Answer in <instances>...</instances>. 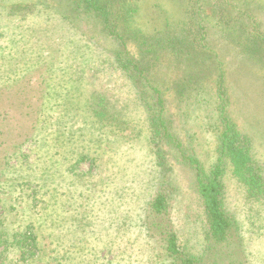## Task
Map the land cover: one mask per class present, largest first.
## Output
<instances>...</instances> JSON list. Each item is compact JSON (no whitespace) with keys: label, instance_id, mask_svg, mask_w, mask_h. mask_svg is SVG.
Instances as JSON below:
<instances>
[{"label":"rangeland","instance_id":"obj_1","mask_svg":"<svg viewBox=\"0 0 264 264\" xmlns=\"http://www.w3.org/2000/svg\"><path fill=\"white\" fill-rule=\"evenodd\" d=\"M67 1L0 0V230L9 241L26 230L39 239L25 259L1 244L0 264H168L159 232L169 220L146 213L161 189L185 252L202 264H264V198L250 199L226 162L223 201L236 237L217 244L185 160L210 172L219 159L223 69L228 116L264 178V0H201L209 57L194 66L163 53L146 59L144 77L119 66V40ZM130 1L134 27L151 36L184 12L177 0ZM127 49L143 57L135 39ZM151 86L174 138L164 140L162 160ZM149 221L163 227L147 234Z\"/></svg>","mask_w":264,"mask_h":264},{"label":"trees","instance_id":"obj_2","mask_svg":"<svg viewBox=\"0 0 264 264\" xmlns=\"http://www.w3.org/2000/svg\"><path fill=\"white\" fill-rule=\"evenodd\" d=\"M227 1L220 0V3H227ZM175 2L184 8L182 17L175 22L166 16L162 21L161 31L158 35L151 36L146 34L138 25L134 27L135 18L136 15H139V12L136 6L135 8L131 7L130 0L67 1L69 5L72 4L73 10L77 11L81 8L84 13H88L90 17L92 16L96 22L103 24V27L113 38L119 40L122 48L115 53L114 60L119 66L127 69V71L132 70L133 75L140 77H144L145 72L148 71L147 64L149 65L150 62L146 59L159 61L160 55L163 53L173 54L180 62L186 60L194 66L199 65L203 59L209 57V53H207L208 56L205 55V50H210V46L205 43L209 40L208 30L206 26H203L205 18L202 14L204 11L202 5H200L201 0H177ZM64 12H61L63 17L72 20ZM220 13L223 14L222 11ZM188 14L191 15L188 16ZM224 24H228V21H225ZM134 39L137 46L143 51L141 59L127 49V42ZM253 45L254 48L251 52L258 54L261 50L260 43L256 41ZM219 65L222 66L223 63L219 62ZM220 72L219 89L220 95H223L222 103L224 104L219 109V117L224 123V127L221 132L219 159L213 169L206 172L195 157L184 158L186 164L194 172V189L206 219L209 238L217 244H225L232 237H236V232L233 230L234 220L224 207V164L229 162L233 175L243 185L250 199L260 200L264 198V178L262 167L257 164L252 156L249 139L237 130L236 126L230 121L227 113L228 98H226V89L223 86L226 73L223 69ZM192 77L199 78L200 74L192 75ZM151 88L153 94L156 95V102L152 105L150 103L148 106L154 114L151 120L152 143L157 159L162 160L165 151L164 140H174V138L171 139L172 136L164 118L165 100L162 97L161 90L156 86H151ZM101 105L102 111L96 113L99 117H102V112L107 111V104L104 101L101 102ZM169 209V198L161 189L149 202L146 212L149 213L150 218L153 216L159 220H169V225H166L167 227L159 232L164 242L163 252L166 262L168 264H202L201 258L185 252L182 248L178 233L172 224ZM154 227L160 228L163 226L160 221L159 225L151 224L149 221L147 224L145 223L146 233H153ZM26 231L17 236V239L9 241L4 237L5 233L0 230V245L4 244L7 247L18 248L21 257L24 259L34 255V250L39 246V239L34 231Z\"/></svg>","mask_w":264,"mask_h":264}]
</instances>
